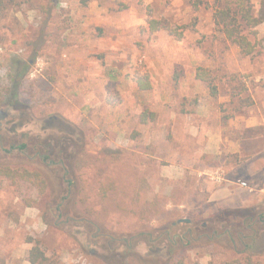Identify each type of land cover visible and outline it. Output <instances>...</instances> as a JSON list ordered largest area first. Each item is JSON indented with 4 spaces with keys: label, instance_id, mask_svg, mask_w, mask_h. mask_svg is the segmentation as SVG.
Listing matches in <instances>:
<instances>
[{
    "label": "rangeland",
    "instance_id": "374dc122",
    "mask_svg": "<svg viewBox=\"0 0 264 264\" xmlns=\"http://www.w3.org/2000/svg\"><path fill=\"white\" fill-rule=\"evenodd\" d=\"M213 2L2 0L0 168L42 180L0 176V264H264V22L242 55Z\"/></svg>",
    "mask_w": 264,
    "mask_h": 264
},
{
    "label": "trees",
    "instance_id": "16d2710c",
    "mask_svg": "<svg viewBox=\"0 0 264 264\" xmlns=\"http://www.w3.org/2000/svg\"><path fill=\"white\" fill-rule=\"evenodd\" d=\"M80 1L85 3L88 0H80ZM1 4H2V0H0V6ZM212 19L215 26H217V28L223 33L224 37L239 47V52L242 55H252L255 51L256 45L255 42H253L250 39L249 31L253 27L257 26L259 23L264 22V0H260V6L258 9L254 8V4L251 2V0H214L212 5ZM148 24H149V29L153 31L161 25V22L160 20L157 19H150L148 20ZM168 30L171 34L175 33L172 28H168ZM255 33L256 32H253L254 35ZM175 35L177 38L181 37V34L179 33ZM27 69H28V64H25L23 71ZM19 75H22V73ZM196 76L199 79L208 82V86L212 94L217 95V87L214 83H212L211 79L209 80L205 68L198 67L196 70ZM138 85L140 88H149L150 82L148 80V77L145 76L139 78ZM17 95H18L17 91L14 90L13 97L16 98ZM0 176L9 177L13 180L16 177H21L34 182L42 180V177L38 172H31L28 170L20 171V170L11 169L9 167L0 168ZM260 221H264V218L260 219ZM176 225H178V223ZM221 233L222 232L216 231L212 234V236ZM240 233H241L240 230H236L235 233L231 232V234L226 230L224 231V234L227 237L233 236L235 234L236 237L237 236L239 237ZM254 240H255V235L252 234L251 241L253 242ZM45 259H46V255L44 251L42 250L40 245L37 242H35V244L28 251L29 262L31 264H41ZM141 264H145V263L141 262ZM248 264H254V263L248 262Z\"/></svg>",
    "mask_w": 264,
    "mask_h": 264
},
{
    "label": "crops",
    "instance_id": "0c3cea01",
    "mask_svg": "<svg viewBox=\"0 0 264 264\" xmlns=\"http://www.w3.org/2000/svg\"><path fill=\"white\" fill-rule=\"evenodd\" d=\"M243 120H245V119H243ZM245 123H246V126L250 127V126L255 125V124H256V121L254 120L253 117H250L249 119H246ZM230 145H231L232 148L234 149L233 152H238V151H239V148H236V145H237V144L235 145V143L232 142V144H230ZM239 147H240V146H239Z\"/></svg>",
    "mask_w": 264,
    "mask_h": 264
},
{
    "label": "flooded vegetation",
    "instance_id": "af4514ba",
    "mask_svg": "<svg viewBox=\"0 0 264 264\" xmlns=\"http://www.w3.org/2000/svg\"><path fill=\"white\" fill-rule=\"evenodd\" d=\"M6 118H7V113L0 108V127L6 124V122H4ZM44 156L45 154H43V158Z\"/></svg>",
    "mask_w": 264,
    "mask_h": 264
},
{
    "label": "water",
    "instance_id": "95a60500",
    "mask_svg": "<svg viewBox=\"0 0 264 264\" xmlns=\"http://www.w3.org/2000/svg\"><path fill=\"white\" fill-rule=\"evenodd\" d=\"M182 220H184V219H179V221H182Z\"/></svg>",
    "mask_w": 264,
    "mask_h": 264
},
{
    "label": "built area",
    "instance_id": "2783aa9c",
    "mask_svg": "<svg viewBox=\"0 0 264 264\" xmlns=\"http://www.w3.org/2000/svg\"><path fill=\"white\" fill-rule=\"evenodd\" d=\"M243 184H245V183L243 182Z\"/></svg>",
    "mask_w": 264,
    "mask_h": 264
}]
</instances>
